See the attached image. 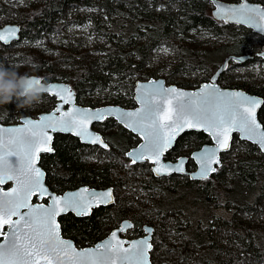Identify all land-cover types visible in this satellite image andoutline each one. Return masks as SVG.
Wrapping results in <instances>:
<instances>
[{
    "label": "trees",
    "instance_id": "obj_1",
    "mask_svg": "<svg viewBox=\"0 0 264 264\" xmlns=\"http://www.w3.org/2000/svg\"><path fill=\"white\" fill-rule=\"evenodd\" d=\"M18 1L26 7H11L14 0H0V25L5 21L18 23L21 38L30 42L51 43L56 33L61 34L54 47L60 56L53 60L43 55V49L27 52L14 48L17 41L9 45L0 42V62L6 66L36 62L37 67L25 73L40 71L39 75L48 80L62 78L76 90L81 104L97 106L100 97L123 106L133 103L134 98H127L116 87L121 82L127 85L132 77L161 75L167 82L195 88L182 74L211 70L220 57L249 53L254 58L230 60L219 82L264 97L263 78L249 71L241 77L229 74L237 65L264 61L251 42L257 33L217 20L210 0ZM251 1L264 4V0ZM70 24L90 28L92 33L78 34L74 27L66 28ZM208 36L215 40L199 39ZM67 37L69 42L64 43ZM206 43L209 46L203 45ZM46 63L49 66L43 69ZM207 79L210 78L203 81ZM30 110L34 114L31 107L18 108L16 102L8 103L0 106V121L13 122L31 115ZM259 117L264 124V103ZM115 125V119L107 118L98 123L100 129L96 128L107 139V148L59 133L54 139V152L42 155L47 182L57 192L79 185L113 186L115 190L113 206H99L89 216H62L66 236L80 246L89 245L99 240L107 227L130 217L135 222L133 232H141L139 226L143 223L153 225L155 235L166 248L161 255L168 256L167 250H171L178 255L179 264H186L197 253L191 264H264V154L257 145L235 136L215 174L204 180L184 175L183 182H168L166 179L176 174L158 178L147 161L128 165L125 154L134 136L121 125L113 132ZM238 141L242 148L237 150L235 160L227 163ZM209 142L204 132H187L166 156L174 159L184 149H196ZM194 167L189 158L188 168ZM180 199L188 204L177 205ZM172 232L177 233L173 240L169 238ZM161 255L157 253L153 259L152 254L153 264L164 258Z\"/></svg>",
    "mask_w": 264,
    "mask_h": 264
},
{
    "label": "snow or ice",
    "instance_id": "obj_2",
    "mask_svg": "<svg viewBox=\"0 0 264 264\" xmlns=\"http://www.w3.org/2000/svg\"><path fill=\"white\" fill-rule=\"evenodd\" d=\"M218 12L226 16L225 22L237 17V22L264 21V8L249 6L246 0L238 7L218 6ZM17 31L9 28L6 34L0 33V40L8 43ZM47 93L62 101L51 113L41 115L37 120L25 119L22 127H0V184L9 180L16 184L11 191H0V236L4 238V243H0V264H41L42 261L52 264L54 259L65 258L67 264H117V261L120 264H149L148 252L152 245L147 239L124 248L121 247L123 242L117 239V232L113 231L110 241L98 244L94 249L77 250L61 237L56 216L70 208L78 215L87 214L94 202H109L111 190L98 195L94 193L92 201L85 200L82 193L87 189H83L81 193H69L67 198L52 197L53 204L48 208L30 203L33 196L42 198L47 193L42 183L44 173L36 162L40 152L53 151L49 130L71 131L93 143L102 142L88 130L93 119L102 118L100 111L93 113L75 106L63 111V103L74 105V94L67 86L49 84ZM149 95V99L142 101L144 107L140 110L122 113L131 121L126 126L140 132L146 141L139 153H128L134 156L132 163L152 159L160 165L154 169L157 174L169 171L168 166L160 164L159 158L186 128L211 131L219 150L229 148L232 131L241 132L243 138L259 144L264 150V128L257 122L255 114L262 103L260 100L239 91L221 92L214 85H204L199 93L170 88ZM11 157H16V161L13 162ZM200 163L201 176L207 179L209 172L217 170L212 165L219 164L215 150L206 151ZM182 165L183 161L175 171L183 172ZM22 209L27 211L22 212ZM5 225L8 232L3 231ZM49 242L52 247L46 251L44 246Z\"/></svg>",
    "mask_w": 264,
    "mask_h": 264
},
{
    "label": "water",
    "instance_id": "obj_3",
    "mask_svg": "<svg viewBox=\"0 0 264 264\" xmlns=\"http://www.w3.org/2000/svg\"><path fill=\"white\" fill-rule=\"evenodd\" d=\"M212 1V14L213 16L217 19V20H223L225 22L226 16L224 14H220L218 12V6H222L224 8H233V7H238L241 3H244L245 0H240V1H235V2H231V1H226V0H215V2ZM247 4L249 6H255V7H260V8H264V5L260 2H254L251 0H246ZM239 18H233V19H229L228 22L226 23H230L233 25H239V26H244L248 29H251L253 32L261 35L264 37V28H262L261 26L264 25V21H259L254 20V21H248V22H237ZM9 28H15L18 29V31L16 32V36L9 38L8 43H5L3 40H0L1 43L5 44V45H9L15 41H18L21 38V26L18 23L15 22H8L6 24H4L3 26L0 27V33H4L6 34L7 30ZM259 56L264 58V47L263 50L260 51L258 53ZM254 58V54H242V55H228L226 56L222 63L220 64V66L217 68V70L213 73V75H211L210 79L207 81H203L200 83L199 86L195 87V88H188V87H182L179 86L177 84H170L166 81V79L164 77H159V78H149L147 80L145 79H138L136 81L135 84V88H134V100L136 102V106L135 107H125L121 104H106V105H101V106H91V105H83L81 103L77 102V95H76V91L72 88V86L67 83V82H61V81H46L48 84H55V85H64L67 86L68 88L71 89V92L74 94V105L71 103H63V111H68L70 110L73 106L80 108L82 110H91V112L95 113L97 111H100L102 113V118L101 119H93L91 121V123L88 125V130L89 132L93 135V136H99L102 142H97V143H93L91 142V140H85L82 139L81 137L77 136L74 134V132L71 131H51L49 130V135L51 136V141H50V147L53 149V151L51 152H40L38 155V159L36 162V166L39 167L41 169V171L44 173L43 178H42V183L44 185V187L47 189V193L42 197H38V196H33L30 203L32 205H42L44 208H48L53 204V200L52 197H64L67 198L69 193H81V191L83 189H87L86 192H83L82 195L85 198L86 201H92L93 199V194H100L103 192H107L109 190H111L112 193V199L107 202V203H100V202H94L92 207H90L87 210V214H82V215H78L76 211L72 210L71 208L68 209L65 212L60 213L58 216H56L55 220L56 223L59 225V231L61 234V237L67 241H70L72 243V245L77 249V250H82V249H94L98 244H102L106 241H110L112 239L111 237V233L113 231L117 232V239H119L120 241H122L123 243L121 244V247L127 248L129 247L133 242L135 241H141V240H145L147 239L148 242L152 245L151 250L148 252V259H149V264H153V260H152V255H151V251L154 248V244H153V231H154V226L150 225V224H146L144 225L145 227V231L146 234L139 236V237H135V238H127L125 236H123L121 233L126 231L128 229V227H130L131 225H133L134 223L131 222L130 220H124L123 223L121 224V226L113 229L106 237H104L103 239L97 241L96 243L92 244V245H85L83 247H79L77 246L76 242L68 237L65 236L63 233V229H62V224L60 221V218L68 213H72L78 217L81 216H89L91 215V213L93 212L94 208L102 205V206H109V205H113V203H115V190L113 188V186H107V187H95V186H90V185H79L77 187H72V188H67L62 192H57L56 190L52 189L48 182H47V171L45 170V168L41 165V156L42 154L45 153H53L54 152V139L56 134L59 133H66V134H72L73 136L77 137L81 142L86 143V144H91V145H100L105 147L104 145L106 144L108 147V144L106 142V140L103 137V134L98 131L95 128V125L103 122L104 120H106L107 118H113L115 119L120 125H122L124 128H126L129 131H132L133 133H135L136 135H138L141 138V141L138 143V145L131 147L127 152H126V156L127 158L130 160L131 164H135L132 163V160L134 159V156H129L128 153H139L142 150V146L145 145L146 141L144 136L137 131H133V129L131 127H127L126 124L130 123V119L123 117L122 113L124 112H136L138 110H140L142 107H144V104L142 103V101H146L147 99L150 98V93L152 92H159L163 89H170V88H176L182 92H188V93H199L201 91V89L203 88L204 85H209L212 86L214 85L217 89H219V91L221 92H233V91H239L242 92L245 96L250 97L252 99H256V100H260L262 101L261 104H259L256 108V119L257 122L261 124V127L264 128V124L261 121L260 117H259V113H260V109L264 103V97H262L261 95L258 94H253L249 91H247L244 88H240V87H225L222 86L219 82V77L221 76L222 73H224L227 70V67L229 65L230 60H235L238 62H243L246 61L247 59H252ZM29 76H36V77H41L38 75H34V74H30ZM53 95V94H51ZM188 99V98H185ZM197 99H199V97H197ZM62 103V101H60L58 103V105H60ZM68 104L67 108H64V105ZM57 105V106H58ZM56 108V107H55ZM54 108V109H55ZM54 109L50 110V111H44L38 114V116L33 117L31 115H25L21 117L20 122L17 123H5L0 121V127H22L23 125V121L25 119H33V120H37L41 115L44 114H48L51 113ZM204 132L206 135H208L211 139V141L209 143H205L202 146H200L199 148H196L193 153L191 154L190 157L187 156H180L177 159H169L167 158V153L169 151L172 150V148L175 146L177 139L184 133L187 132ZM237 133L239 135V138L243 141H248L251 142L255 145H257L259 147V149L261 150V152L264 154V150H262L260 148V145L251 141V140H247L245 138H243V135L241 132L239 131H232L230 134V138H229V148L226 150H219L218 149V145L216 143V140L213 136V134L211 133V131H206L204 128H197V129H185L184 131L180 132L174 139L172 145L160 156V164L161 165H165L169 167V171L167 172H163L161 174H157L154 169L159 167L160 165H157L153 162L152 159H143V160H138L136 163H141V162H145V161H149L151 162L152 165V169H153V174H155V176L161 177V176H170L172 174H176V175H187L190 179L192 180H204V178H202L201 176V172H202V165L200 163V158L204 155V153L206 151L209 150H215L216 152V158L219 160V164H213L212 167L216 168L218 170L219 167L222 166L223 164V160H222V154L228 152L231 149L232 146V142H233V135ZM7 135V134H6ZM189 158H191L192 160H194L195 162V167L192 169H188L187 163L189 161ZM13 162L16 161V157H11L10 158ZM181 161H183V172H178L175 171V169L179 166H181ZM217 170L215 172H209L208 173V177H210L211 175L215 174L217 172ZM14 187H16L15 181H6L4 184H0V191H11ZM22 212H26L27 209H22ZM13 219H17V217H13ZM4 232H8V226L5 225ZM0 243H4V238L2 236H0ZM45 250L49 251L52 247L51 242H49L48 244H46L45 246ZM41 264H45V262H41ZM52 264H67V260L66 258L64 260H60V259H54L52 261ZM117 264H120L119 261H117ZM125 264H127V262H125Z\"/></svg>",
    "mask_w": 264,
    "mask_h": 264
},
{
    "label": "rangeland",
    "instance_id": "obj_4",
    "mask_svg": "<svg viewBox=\"0 0 264 264\" xmlns=\"http://www.w3.org/2000/svg\"><path fill=\"white\" fill-rule=\"evenodd\" d=\"M16 1L17 0H14V4H11V7H16V8H18V7L19 8H21V7H24L25 8L26 7V6L21 5L19 3V1L16 3ZM209 5L212 6V8H213L212 1L211 0H210V4ZM6 13L9 14L10 12L7 11ZM11 13L14 14V12H11ZM6 23H7V21L2 22L1 25H0V27L3 26ZM72 27H74L77 30L78 34L80 32H84V33H88V34L92 33V31H91L90 28H87L86 29L85 27H80L77 24H70L66 28H68L69 30H71ZM81 35H83V34H81ZM60 36H61V34L56 33L55 39H52L53 41L51 43H47V41L45 43L43 41L42 42H40V41L30 42L27 39H24L23 40V38H20V40H18L16 42V46H14V48H16L17 50H24V51H27V52L37 51L39 49H43L44 50L43 55L54 60V59H56V58H58L60 56L59 55L60 54L59 53V50H57V49L54 48L55 45H57L56 44V41H57V39L60 38ZM256 36H258L260 38H258ZM262 37L259 34H256L255 36H252V41L251 42H253V44H254L253 46L255 48H257V52H255V53H259L262 50L261 47L264 46V37L263 38ZM69 39H70V37H67L66 39H64L63 40L64 43L69 42ZM90 39L93 41L94 40V37L93 36H90ZM199 39L200 40H208V41L211 42V41L215 40V37L208 36V37H204V39H202V38H199ZM196 45L199 48V50H202L203 49V47L198 42H196ZM203 45L204 46H209V43H206V44H203ZM216 47H218V45H215V48ZM223 59H224V57L223 58L220 57V60L218 62V65L215 68L211 69V70L210 69L209 70H205V71H202V70H200V71L199 70H194L192 72H189V73H186V74H182V75L186 76L187 77V80H189L192 83H194L195 84V87H197V86L200 85L201 82H203V79L204 78H207V77L210 78V75L211 74L213 75V73L217 70V68L222 63ZM54 65L56 66L57 63L54 62ZM48 66H49L48 63H46V66H43L42 68L45 69ZM160 66H161V64H160ZM15 67H17L18 70L21 73H25L26 71L32 72L30 70H33L34 68H36L37 67V63L36 62H33V61H30V62L29 61L28 62H18V63H16ZM247 71H249L251 73H254L257 76H259L260 78H263L264 79V61L250 62L247 65H237L236 67H232L231 68V70L229 71V74H231L232 76L241 77L242 75L244 76L247 73ZM39 73H41V72L40 71H34L31 74L41 76V75H39ZM156 77H161V75H158ZM138 79H140V78L132 77L130 79V82L127 85L124 82H121L119 85L116 86L117 88H119L117 90L119 91V93L123 94L127 98H133L135 84H136V81ZM141 79L147 80V79H149V77H145V78H141ZM58 80H63V79L62 78H58ZM198 82H199V84H198ZM168 83H170V84H176L174 82H168ZM107 92L108 91H106L104 93H107ZM100 98H101V101L99 102V104H97V106L106 105V104H113V102H110L108 99H102L103 97H100ZM84 105H88V104H84ZM124 105H125V107H135L136 106V102L134 100L133 103L124 104ZM34 107L37 109V111L34 112L35 114H33V112L30 110L32 112L31 115H36L37 113H39V112H41V111L49 108L50 107L49 106V101L47 99H42L41 102L38 103V104H36ZM17 115H18V113H16L14 116H17ZM14 116L12 115V117H14ZM20 120H21V117H18L16 119H14L13 123L20 122ZM1 121H4V120H1ZM95 128L100 129V127L98 126V124L95 125ZM118 129H119L118 126L115 125L112 128V131L113 132H116ZM130 141H131L132 144H130L128 146L127 150L131 146H133V145H135L137 143V140L134 137H131V140ZM235 144L236 145H235L234 149L231 151V153H230L231 155H230V158H228L227 163H232L235 160V156L237 155V150H240L242 148V145H243V144H240L239 141L237 143H235ZM194 150L195 149H193V147L184 149L180 154L177 155V157H175V159L179 158L180 156L190 157ZM188 152H190V153L189 154H186ZM129 164H130V160L128 159V165ZM149 164H150L151 170L153 171V169H152V165L153 164L151 162ZM126 169H127V167H126ZM182 176H184V175H180V174L179 175H173V176H171V178L176 177L175 180H172L171 178H169V179H166V181H168V182L169 181L175 182V181H179L180 180L181 182H183L184 179H183ZM156 177H158V176H156ZM158 178H160V177H158ZM185 204H188L187 200L180 199L177 202V205H180L182 207H185L184 206ZM197 208L198 207H196V210H197ZM143 224H145V223H143ZM143 224H142V226H143ZM142 226H139V228L141 229ZM112 228H113L112 226L107 227V231H110ZM137 233L140 234L141 232H139V231L138 232H131L130 235L132 236V235H135ZM174 234H177V233L176 232H172V235H170V237H169L171 240H173ZM182 236L183 235H181V233H180V237L181 238H182ZM153 244H154V249L152 251V254H153V259H154V257H156V254L157 253L159 255H161L162 252L166 251V248H165V245L162 244V242L159 239V237L156 236V235L154 236ZM167 252L169 253L168 256H166V254L161 255V257H164V258H162V260H160V261H158V262H156L154 264H179L178 255H173L171 250H167ZM196 255L198 256L199 254L197 253V254L193 255L192 258L195 259V256ZM192 258H188L186 264H191L193 262V259Z\"/></svg>",
    "mask_w": 264,
    "mask_h": 264
},
{
    "label": "clouds",
    "instance_id": "obj_5",
    "mask_svg": "<svg viewBox=\"0 0 264 264\" xmlns=\"http://www.w3.org/2000/svg\"><path fill=\"white\" fill-rule=\"evenodd\" d=\"M33 79L38 82L30 83ZM48 85L42 77L29 76L0 62V106L16 102L18 108L32 107L41 102Z\"/></svg>",
    "mask_w": 264,
    "mask_h": 264
},
{
    "label": "flooded vegetation",
    "instance_id": "obj_6",
    "mask_svg": "<svg viewBox=\"0 0 264 264\" xmlns=\"http://www.w3.org/2000/svg\"><path fill=\"white\" fill-rule=\"evenodd\" d=\"M20 40V39H19ZM16 42V41H15ZM263 49V48H262ZM28 75H30V74H28ZM45 81H54V80H48L47 78H45V77H43V76H41ZM55 81H61V82H67V81H65V80H58V79H56ZM67 83H69V82H67ZM70 84V83H69ZM71 85V84H70ZM72 86V85H71ZM73 88V87H72ZM74 89V88H73ZM75 90V89H74ZM76 91V90H75ZM46 96H47V98H42V99H49L48 101H49V108H47V109H45V110H43V111H41V112H44V111H50V110H52V109H54L55 107H57V105H58V103L60 102V99L57 97V96H55V95H51V94H48V93H46L45 94ZM78 102V101H77ZM79 103V102H78ZM35 106V105H34ZM34 106H32L31 108H32V110L34 111V112H36L37 111V109L34 107ZM68 107V104H66V105H64V108H67ZM41 112H39V113H41ZM39 113H37L36 115H31V116H33V117H36V116H38V114ZM35 114V113H34ZM22 117V116H21ZM116 121V120H115ZM6 123V122H5ZM7 123H13V122H7ZM17 123V122H16ZM116 123H117V126H119L120 124L116 121ZM122 126V125H121ZM130 132H132V131H130ZM133 133V132H132ZM66 134V133H65ZM133 136H134V138L137 140V143L135 144V145H138V143L141 141V138L138 136V135H136L135 133H133L132 134ZM208 136V135H207ZM235 136H238L239 137V135L237 134V133H235L234 135H233V140H234V137ZM103 137H104V139L105 140H107L106 138H105V136L103 135ZM209 137V136H208ZM209 139H210V137H209ZM210 141H211V139H210ZM107 142V141H106ZM135 145H133V146H135ZM95 146V145H94ZM97 146H100V145H97ZM133 146H131V147H133ZM101 147H103V146H101ZM130 147V148H131ZM107 148V147H106ZM129 148V149H130ZM128 149V150H129ZM127 150V151H128ZM126 151V152H127ZM43 155V154H42ZM41 159H42V156H41ZM191 159V158H190ZM194 161V160H193ZM149 162V161H148ZM189 162V161H188ZM150 163V162H149ZM195 163V162H194ZM187 166H188V163H187ZM188 169H190V168H188ZM46 170V169H45ZM151 170V169H150ZM152 171V170H151ZM162 177V176H161ZM114 204V203H113ZM100 206H102V205H100ZM109 206H113V205H109ZM99 207V206H98ZM98 207H96V208H98ZM96 208H94V209H96ZM61 219V218H60ZM124 220H130L131 222H133L134 224L133 225H131L130 227H128V229L126 230V231H124V232H122L121 234L123 235V236H125V237H127V238H135V237H139V236H142V235H145L146 234V231H145V224H143V226H142V228H141V233L139 234V233H137V234H135V235H130V233L131 232H133V229H134V226H135V222H134V220L132 219V218H130V217H126V218H123V219H121V220H119V222L116 224V225H112V229L110 230V231H106V233L99 239V240H101V239H103L104 237H106L113 229H115V228H117V227H119V226H121V224L123 223V221ZM64 233V232H63ZM64 235H65V233H64ZM66 236V235H65ZM154 236H155V228H154V231H153V241H154ZM99 240H97V241H99ZM96 241V242H97ZM96 242H94V243H96ZM94 243H92V244H94ZM92 244H89V245H92ZM77 246H79V247H83V246H80V245H78L77 244ZM154 249V248H153ZM153 249H152V251H153ZM152 251H151V255H152Z\"/></svg>",
    "mask_w": 264,
    "mask_h": 264
},
{
    "label": "bare ground",
    "instance_id": "obj_7",
    "mask_svg": "<svg viewBox=\"0 0 264 264\" xmlns=\"http://www.w3.org/2000/svg\"><path fill=\"white\" fill-rule=\"evenodd\" d=\"M264 5V4H263Z\"/></svg>",
    "mask_w": 264,
    "mask_h": 264
}]
</instances>
